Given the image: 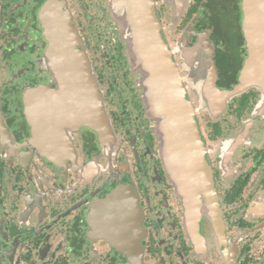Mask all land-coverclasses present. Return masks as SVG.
Segmentation results:
<instances>
[{"label": "flooded vegetation", "instance_id": "obj_1", "mask_svg": "<svg viewBox=\"0 0 264 264\" xmlns=\"http://www.w3.org/2000/svg\"><path fill=\"white\" fill-rule=\"evenodd\" d=\"M50 1L0 0V264H264V0H154L213 207L163 150L150 68L110 0H60L108 131L72 116L48 53Z\"/></svg>", "mask_w": 264, "mask_h": 264}, {"label": "water", "instance_id": "obj_2", "mask_svg": "<svg viewBox=\"0 0 264 264\" xmlns=\"http://www.w3.org/2000/svg\"><path fill=\"white\" fill-rule=\"evenodd\" d=\"M110 1L119 11V23L123 27V37L130 43V52L145 59L150 68L155 108L165 114L164 152L173 167L180 169L179 173L199 183L209 204L215 206L211 172L204 156L193 108L181 87L177 70L170 61L171 55L161 32L155 1ZM62 2L51 0L43 11L49 57L61 80L62 95L71 98L72 116L103 135L108 131V118L102 98L86 51L79 47L80 35L68 10L62 7ZM255 52H264V44L258 45ZM256 78L264 82V76ZM139 230L135 220V240L138 239ZM134 247L137 249V241Z\"/></svg>", "mask_w": 264, "mask_h": 264}]
</instances>
